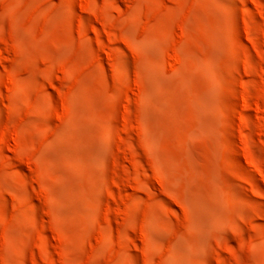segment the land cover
<instances>
[{
	"label": "rangeland",
	"instance_id": "rangeland-1",
	"mask_svg": "<svg viewBox=\"0 0 264 264\" xmlns=\"http://www.w3.org/2000/svg\"><path fill=\"white\" fill-rule=\"evenodd\" d=\"M0 264H264V0H0Z\"/></svg>",
	"mask_w": 264,
	"mask_h": 264
}]
</instances>
